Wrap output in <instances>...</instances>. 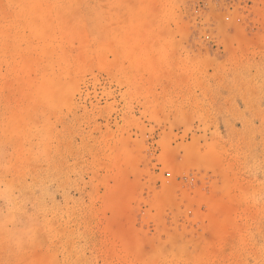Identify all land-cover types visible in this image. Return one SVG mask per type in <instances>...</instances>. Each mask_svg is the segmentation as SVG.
I'll return each mask as SVG.
<instances>
[{
  "label": "rangeland",
  "instance_id": "1",
  "mask_svg": "<svg viewBox=\"0 0 264 264\" xmlns=\"http://www.w3.org/2000/svg\"><path fill=\"white\" fill-rule=\"evenodd\" d=\"M0 264H264V0H0Z\"/></svg>",
  "mask_w": 264,
  "mask_h": 264
}]
</instances>
